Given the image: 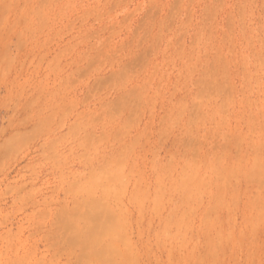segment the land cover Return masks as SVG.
Wrapping results in <instances>:
<instances>
[{
    "label": "rangeland",
    "instance_id": "obj_1",
    "mask_svg": "<svg viewBox=\"0 0 264 264\" xmlns=\"http://www.w3.org/2000/svg\"><path fill=\"white\" fill-rule=\"evenodd\" d=\"M0 264H264V0H0Z\"/></svg>",
    "mask_w": 264,
    "mask_h": 264
}]
</instances>
